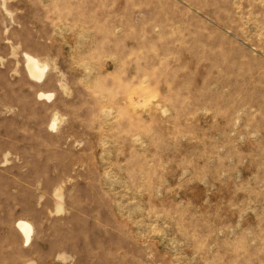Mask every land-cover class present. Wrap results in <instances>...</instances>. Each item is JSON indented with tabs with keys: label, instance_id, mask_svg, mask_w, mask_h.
Wrapping results in <instances>:
<instances>
[{
	"label": "rangeland",
	"instance_id": "obj_1",
	"mask_svg": "<svg viewBox=\"0 0 264 264\" xmlns=\"http://www.w3.org/2000/svg\"><path fill=\"white\" fill-rule=\"evenodd\" d=\"M0 264H264V0H0Z\"/></svg>",
	"mask_w": 264,
	"mask_h": 264
},
{
	"label": "bare ground",
	"instance_id": "obj_2",
	"mask_svg": "<svg viewBox=\"0 0 264 264\" xmlns=\"http://www.w3.org/2000/svg\"><path fill=\"white\" fill-rule=\"evenodd\" d=\"M25 65H26L28 75L30 76L32 80L38 83H41L44 81L45 76H46V71L48 70V65L46 63H43L38 58L32 55L25 54ZM39 97L50 100L53 96L50 94L41 93ZM55 125L56 123L54 122V124L51 126L55 127ZM17 227L21 231L25 239L26 245H29L31 243L32 235L34 231L33 226L29 222L21 220L18 222Z\"/></svg>",
	"mask_w": 264,
	"mask_h": 264
},
{
	"label": "crops",
	"instance_id": "obj_3",
	"mask_svg": "<svg viewBox=\"0 0 264 264\" xmlns=\"http://www.w3.org/2000/svg\"><path fill=\"white\" fill-rule=\"evenodd\" d=\"M21 232V231H20ZM22 234V233H21Z\"/></svg>",
	"mask_w": 264,
	"mask_h": 264
}]
</instances>
